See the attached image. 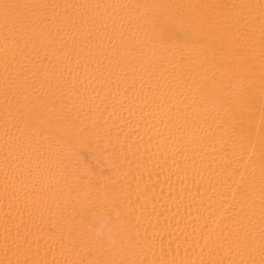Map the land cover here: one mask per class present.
<instances>
[{
    "label": "bare ground",
    "instance_id": "6f19581e",
    "mask_svg": "<svg viewBox=\"0 0 264 264\" xmlns=\"http://www.w3.org/2000/svg\"><path fill=\"white\" fill-rule=\"evenodd\" d=\"M0 264H264V0H0Z\"/></svg>",
    "mask_w": 264,
    "mask_h": 264
}]
</instances>
